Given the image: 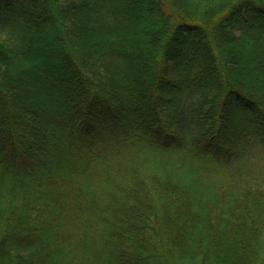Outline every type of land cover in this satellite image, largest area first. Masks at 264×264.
<instances>
[{"label":"trees","instance_id":"16d2710c","mask_svg":"<svg viewBox=\"0 0 264 264\" xmlns=\"http://www.w3.org/2000/svg\"><path fill=\"white\" fill-rule=\"evenodd\" d=\"M0 32V264H264V0H0Z\"/></svg>","mask_w":264,"mask_h":264},{"label":"rangeland","instance_id":"374dc122","mask_svg":"<svg viewBox=\"0 0 264 264\" xmlns=\"http://www.w3.org/2000/svg\"><path fill=\"white\" fill-rule=\"evenodd\" d=\"M2 35V33L0 32V36ZM2 37V36H1ZM261 149L259 150L258 149V152H256V155L255 156H257L256 158H259V156L261 155ZM256 161V160H255ZM255 161H253V162H255ZM254 167H256V165L254 166ZM257 168V167H256ZM227 179V178H226Z\"/></svg>","mask_w":264,"mask_h":264}]
</instances>
